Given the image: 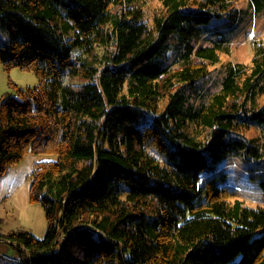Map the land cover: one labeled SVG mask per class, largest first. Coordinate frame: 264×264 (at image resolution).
<instances>
[{"label":"trees","instance_id":"16d2710c","mask_svg":"<svg viewBox=\"0 0 264 264\" xmlns=\"http://www.w3.org/2000/svg\"><path fill=\"white\" fill-rule=\"evenodd\" d=\"M143 4L0 0V62L38 77L0 96V177L29 152L57 155L31 174L46 235L0 233L15 264H264V207L227 171L201 176L242 151L264 190V43L201 89L236 1L163 0L152 20Z\"/></svg>","mask_w":264,"mask_h":264},{"label":"rangeland","instance_id":"374dc122","mask_svg":"<svg viewBox=\"0 0 264 264\" xmlns=\"http://www.w3.org/2000/svg\"><path fill=\"white\" fill-rule=\"evenodd\" d=\"M163 0H144V18L152 20ZM237 26L231 39L229 51L220 55V62L210 67V73L200 82V88L214 91L220 87L224 66L228 62H250L253 56V42L264 43V8L251 0H235ZM230 15V14H229ZM11 81L21 87L38 82L35 73L13 67L4 68L0 62V96L7 92L16 93ZM253 127L247 134L256 135ZM57 155L29 152L22 161L12 164L0 177V233L28 230L36 237L43 238L47 232V219L39 202L30 200L31 174L35 163L40 160L56 159ZM227 171V184L238 192V198L250 206L264 207V190L253 182L248 172V160L242 151L232 152L216 162H210L201 171L202 178L212 173ZM10 255H18L13 246L7 248ZM7 253V254H8ZM8 254V255H9ZM9 255V256H10ZM17 258V256H14ZM0 264H15L7 257L0 256Z\"/></svg>","mask_w":264,"mask_h":264},{"label":"built area","instance_id":"2783aa9c","mask_svg":"<svg viewBox=\"0 0 264 264\" xmlns=\"http://www.w3.org/2000/svg\"><path fill=\"white\" fill-rule=\"evenodd\" d=\"M1 244H11V241L9 239L0 238V256L1 257H7L10 260H14V261L18 262L19 259L13 258V257L9 256L6 252L1 250Z\"/></svg>","mask_w":264,"mask_h":264},{"label":"crops","instance_id":"0c3cea01","mask_svg":"<svg viewBox=\"0 0 264 264\" xmlns=\"http://www.w3.org/2000/svg\"><path fill=\"white\" fill-rule=\"evenodd\" d=\"M10 246H12V245H10V244H1V250H3L4 252L8 253L7 252V248L10 247ZM10 256L14 258V256H17V255L15 254V255H10Z\"/></svg>","mask_w":264,"mask_h":264}]
</instances>
